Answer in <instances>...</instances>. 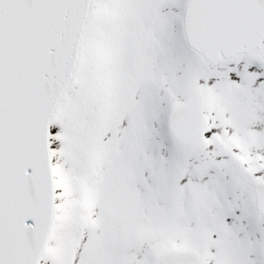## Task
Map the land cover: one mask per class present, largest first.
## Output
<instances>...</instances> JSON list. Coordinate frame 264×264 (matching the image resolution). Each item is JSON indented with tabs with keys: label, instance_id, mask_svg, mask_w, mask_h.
Wrapping results in <instances>:
<instances>
[{
	"label": "snow or ice",
	"instance_id": "6c2138e0",
	"mask_svg": "<svg viewBox=\"0 0 264 264\" xmlns=\"http://www.w3.org/2000/svg\"><path fill=\"white\" fill-rule=\"evenodd\" d=\"M0 264H264V0H0Z\"/></svg>",
	"mask_w": 264,
	"mask_h": 264
}]
</instances>
